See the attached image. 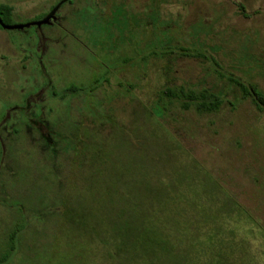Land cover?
<instances>
[{
  "label": "rangeland",
  "instance_id": "1",
  "mask_svg": "<svg viewBox=\"0 0 264 264\" xmlns=\"http://www.w3.org/2000/svg\"><path fill=\"white\" fill-rule=\"evenodd\" d=\"M0 3L14 8L15 17L9 25L39 22L61 4L49 24L0 29V146L5 149L0 250L8 230L25 222L15 253L6 264H264V113L242 99L209 61L196 57L213 58L223 76L255 85L264 93V0ZM173 51V55L162 56ZM95 80L99 87L90 95L87 89ZM71 85L85 91L67 95L63 102L53 97V92L61 94ZM164 86L208 89L222 96L224 104L211 115L171 108L167 128L175 131L186 152L225 196L141 194L134 201L138 211L128 214L124 196L105 191L111 183L112 152L110 141L104 139L100 160L94 146L86 150L87 161L106 171L95 183L96 177H91L85 191H75L68 183L59 191L43 164L30 162L28 152L46 151L42 136L49 134L54 142L59 139L60 131L47 128V113L50 122L57 110L65 123L74 121L67 115L69 111L84 118V123L100 115L126 121L130 113L143 114ZM18 106L27 109L19 111ZM28 115L38 122L44 120L50 133L41 136L32 121L24 119ZM154 117L161 118L159 114ZM94 128L86 132L93 141ZM97 129L107 132L108 126L97 124ZM6 147L30 166V171L14 178L16 200L21 203L12 197L9 200L10 205L25 209L22 215L14 207L2 205L9 198L6 189L14 164L7 160ZM151 152L149 160L140 158L139 167L142 162L158 163L156 150ZM67 154L63 156L67 164H75L73 152ZM62 173L74 181L67 170ZM226 197L243 213L224 211ZM63 201L66 209L59 205ZM194 202L211 208L199 212L192 207ZM38 204L41 206L36 208ZM133 217L143 220L146 227L167 233L170 240L146 243L127 237L123 243H112V231L126 229L120 225L122 219L137 223ZM197 217L203 220L198 222ZM134 232L138 230L133 228ZM212 235L217 236L215 240H210Z\"/></svg>",
  "mask_w": 264,
  "mask_h": 264
},
{
  "label": "trees",
  "instance_id": "2",
  "mask_svg": "<svg viewBox=\"0 0 264 264\" xmlns=\"http://www.w3.org/2000/svg\"><path fill=\"white\" fill-rule=\"evenodd\" d=\"M0 19L4 24H10L11 8L9 6L0 5ZM174 49L176 50V48ZM180 51L187 52V50L183 49H180ZM188 52L191 53L190 51ZM174 53L173 51L162 54V56L173 55ZM196 57H202L206 61H209L214 66L215 72L219 77H224L231 86L235 87L242 99L250 100L251 104L258 112L264 113V93L255 85L243 82L235 77L223 76L218 72L219 64L213 58H207L200 54H196ZM98 87L99 80H95L91 86L88 87L87 92L91 95V92ZM64 91L61 92V94L53 92L52 95L54 98L63 102L67 98V95H77L80 92H84L85 89L83 87L71 85ZM223 104L224 100L222 96L208 89H194L185 86H164L158 91L155 100L147 107L145 106V109H143L144 112H142L143 114L136 112L138 115H136V113H132L131 115L130 113L126 121L111 115H108L109 117L100 115L96 117V119L90 120L88 118L91 122L84 123L82 122V120H85L84 118L79 119L77 114L69 111L67 115L74 121L65 123L62 119V114H59L57 110L55 116H52L53 121L50 122V112H46L47 120H45V122L47 128L49 125L51 128L60 131L57 135L59 139H56V142H54L49 134L45 135L47 134L46 132L49 131L43 124L44 120H42V122L31 120V123L40 131V133L37 132L41 134V136L45 135L42 137L44 138L43 140H45L43 145L46 151L36 152V154L28 152V156L31 157L30 162L34 165H36V162L43 164V167H45L44 171L55 179L54 183L56 189L62 191L65 189L64 185L68 183L76 189L75 191L81 192L88 190L89 182L87 181H91V177H96L94 179L95 183L98 181L97 176L100 175L102 171H106L103 166L95 168L97 165H93L90 161H87L86 150L90 151L94 146V153L97 151L96 159L100 160L103 157L101 140H109L112 152L110 159L111 166L109 168L111 183L105 186V191L110 195H123L126 202L124 207H129V209L126 210L128 214L138 211L135 210L137 206L134 201L141 194L154 197H156V195L170 194L179 196L188 194L223 196L224 192L221 190L220 186H218L212 178H209L202 168L198 166L199 164L197 165L190 157L189 153L183 148L175 136V131H170L167 128L168 123H170L171 108L177 107L182 111L194 110L199 115H211L218 112ZM67 108L70 110V107ZM155 114H159L161 118L155 119ZM97 124L104 127L108 126L107 132L97 129ZM91 126L96 127L93 130L95 131L94 134L96 137L94 141L90 136L86 135V132L91 129ZM7 148L8 147H6V150L9 154L7 160L13 161L15 165L13 164L12 172L9 173L10 175L8 176L10 179L6 191L9 198H6L2 205L8 208L14 207L21 214L23 211L25 212V209L18 204L10 205L9 200L12 197L16 203H21L16 200L14 178L18 174L30 171V166L24 165V160L18 159L15 152ZM152 148L156 150L158 163L149 165L142 162L143 165L139 167V161L141 162L140 158H143L142 160H149L150 157H152ZM4 150L5 149L0 146V180H4V177L1 176L4 174L3 170H1V164L4 163ZM70 151L76 156V162L73 165L67 164V160L63 158V156L65 154L68 155L67 153ZM36 155L39 156L38 160L35 159ZM93 157L94 162L95 156L93 155ZM115 165H120L121 167ZM63 170H67L69 174H72L74 181L64 177L62 173ZM66 204V201L59 203V205L64 206V209L67 208ZM179 204H181V202H179ZM40 206L41 205L38 204L36 208ZM192 207L204 213L210 210L211 205L194 202ZM121 208L123 207L117 206V209ZM222 208L226 212L243 213L241 208L233 202H230L228 197H226V200H223ZM34 212H37V210L32 211V213ZM133 218L137 219V223L129 224L128 221L125 223V220L122 219L123 224L120 225L125 226L126 229L112 231V243H123L127 237L134 238L137 242L140 241L138 239H143V242L145 241L146 243H165L170 240L167 233H162L153 228L146 227L148 225H145L143 220L139 221L138 218ZM199 219L203 220L202 217H197L196 221L199 222ZM24 226L25 222L17 223L8 230L4 245L0 250V264H6L15 253L17 239ZM133 228H136L138 232L132 233ZM199 235H201V233ZM215 237L217 236L212 235L210 240H215ZM97 241L98 238L96 237V242ZM220 256L221 254L218 258H220Z\"/></svg>",
  "mask_w": 264,
  "mask_h": 264
},
{
  "label": "water",
  "instance_id": "3",
  "mask_svg": "<svg viewBox=\"0 0 264 264\" xmlns=\"http://www.w3.org/2000/svg\"><path fill=\"white\" fill-rule=\"evenodd\" d=\"M60 5H58L57 7H55L47 17H45L43 20H41L39 22L31 23V24H26V25H4L0 21V26H1L2 29L9 30V31H12V30H22L24 28H28V27H31V26H35V27L39 28L42 25L49 24L50 20L54 17V15H55L56 11L58 10V8L60 7Z\"/></svg>",
  "mask_w": 264,
  "mask_h": 264
},
{
  "label": "flooded vegetation",
  "instance_id": "4",
  "mask_svg": "<svg viewBox=\"0 0 264 264\" xmlns=\"http://www.w3.org/2000/svg\"><path fill=\"white\" fill-rule=\"evenodd\" d=\"M71 0H63V3H68L70 2ZM3 4V5H7L11 8V19H13L15 17V12H14V8L9 4V3H0V5ZM0 21L2 22V20L0 19ZM3 23V22H2ZM4 24V23H3ZM4 25H9V24H4ZM1 27V26H0ZM2 29V28H1ZM4 30V29H3ZM13 31V30H12ZM25 106H29V104H27V102L24 104ZM16 109H18L19 111L24 109V108H20V106L16 107ZM27 107L24 109L26 110ZM23 113V112H22ZM38 116H40V111L37 113ZM23 115L26 116V113H24ZM24 116V117H25ZM29 118H24L26 121H31L32 118H30V116L28 115Z\"/></svg>",
  "mask_w": 264,
  "mask_h": 264
}]
</instances>
